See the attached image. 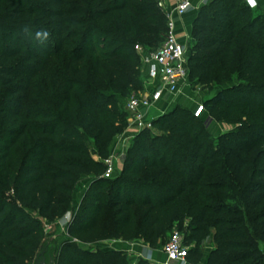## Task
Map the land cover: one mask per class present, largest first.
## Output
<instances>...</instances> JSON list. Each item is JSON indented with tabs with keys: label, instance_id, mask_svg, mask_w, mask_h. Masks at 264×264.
Returning a JSON list of instances; mask_svg holds the SVG:
<instances>
[{
	"label": "trees",
	"instance_id": "16d2710c",
	"mask_svg": "<svg viewBox=\"0 0 264 264\" xmlns=\"http://www.w3.org/2000/svg\"><path fill=\"white\" fill-rule=\"evenodd\" d=\"M47 2L51 10L43 5ZM68 4H75L69 10L71 19L64 16ZM49 16L56 22L57 37L65 33L69 40L78 39L51 64L56 69L51 74L55 110L46 107L44 122L29 123L23 100L15 94L24 90L22 81H29L27 69L41 51L36 43L44 42L38 32L42 26L51 29L45 23ZM0 29V93L3 86L10 89L9 100L0 106V264L35 263L50 236H44L39 220L21 214L23 209L56 221L71 203L81 175L95 177L67 227L75 241H132L142 236L151 249H159L175 227L183 230L177 223L190 219L183 233L193 261L203 260L200 248L215 227V247L205 264H264V210L253 212L264 205V167L251 173L247 169L252 147L264 141L263 13L254 15L246 0H211L199 9L191 35V79L205 87L239 80L218 90L204 103L206 110L225 120L235 110L233 118L247 122L214 138L202 124L189 125V117L202 119L193 112H166L154 127L167 131L152 141L149 130L141 133L138 150L130 149L122 174L114 179L102 177L105 166L88 153L81 135L95 134L98 142L115 134L120 118L107 101H125L126 106L139 92L144 65L135 46L154 50L168 31L159 0H0ZM17 31L29 47L22 46ZM237 40L241 52L234 61L231 49ZM65 44L62 41L58 50ZM87 54L93 56L90 73L83 68ZM109 89L121 93L119 98L107 93ZM99 99L104 100L101 105ZM132 155L135 164L129 166ZM255 156L259 161V153ZM145 168L153 172L149 180L143 179ZM7 193L11 203L4 197ZM222 200L244 204L242 211ZM75 244H65L57 256L53 240L46 256L54 255L56 264L127 263L126 255L116 250L83 253L87 259L82 261L74 253Z\"/></svg>",
	"mask_w": 264,
	"mask_h": 264
},
{
	"label": "rangeland",
	"instance_id": "374dc122",
	"mask_svg": "<svg viewBox=\"0 0 264 264\" xmlns=\"http://www.w3.org/2000/svg\"><path fill=\"white\" fill-rule=\"evenodd\" d=\"M76 2L77 0H69ZM211 0H205V4H209ZM259 2V8L253 9L254 15H260L263 13L264 15V0H257ZM247 3V2H246ZM76 4V3H75ZM75 4H68L67 6H64V12L65 10L68 11L67 15L65 16V19H71V15L69 14V10L74 7ZM44 6H46L49 10H51V6L47 3H43ZM203 5V6H204ZM248 5V4H247ZM159 6L162 7L161 0H159ZM163 9V7H162ZM165 11V10H164ZM166 12V11H165ZM167 13V12H166ZM168 19V18H167ZM45 23H49L48 26H51V29L46 31V26H42L40 28L41 30L38 32L40 36L44 37V42L42 44L36 43L37 47L41 50L40 54L36 57L35 61L29 66L30 70H28L29 73V81H22L21 85H23L24 90L22 92H18L15 95H19L23 100V111L28 115L29 123H42L43 115L46 107H50L51 111L55 110L53 105V96L51 93V89L54 87V79L52 78V73L56 70L51 67V64L55 62V57H59L63 51L67 48L71 47V43L74 44L75 40H77V37L69 38L65 33L61 35V37H57L53 31H55V25L56 22L52 17H48ZM21 25V24H20ZM69 30L73 32V28L70 26ZM45 33L47 35H45ZM74 33V32H73ZM17 35V38L20 39V43L24 48L29 47L27 43H25L24 38L21 37L19 34V31L15 32ZM165 34L163 33L162 41L160 42L159 46L154 47V50L160 47V45L165 40ZM34 35H36V32L32 31L31 36L34 38ZM3 33L0 29V38L2 39ZM66 43L60 50H58L59 45L62 43ZM69 44V45H67ZM193 46V40L189 39L188 44L186 45V50L188 55H190L191 50ZM241 52V42L239 40L236 41L234 46L231 49L232 58L234 61L238 60V57ZM93 56L91 54H87V57L85 58V62L83 63V68L87 72L93 71ZM236 63V62H235ZM15 63L11 64L14 65ZM25 67H27V62H23ZM144 65V64H143ZM41 67H44L45 71L39 70ZM146 66H143V69L140 70V78H141V84H139V92L138 93H144L146 92L150 85L146 82L147 78V70ZM49 70L50 73L47 71ZM27 72V71H25ZM27 73H25L26 75ZM49 75V76H48ZM142 76V77H141ZM46 78L48 80H46ZM241 81V80H240ZM246 81V80H243ZM26 82V83H25ZM18 83V82H15ZM239 84V80H234L233 82H229L226 84H220L215 85L212 84V86L205 87L202 84L196 83L194 78H189V87H187L186 91V97L185 100H181V102L173 103L172 105H168L165 108V114L166 112L173 111L175 109H187L192 112L194 108L199 105L200 103H205L207 100L212 98L218 90H221L225 88L226 86H233ZM49 89V91L47 90ZM3 92V93H2ZM107 93L114 94L117 98H119L120 94L118 91L113 90H107ZM184 92V94H185ZM8 95H10V89L8 86H3V89L0 93V106L7 103L9 100ZM99 104L101 105L103 103V99H99ZM108 109H111L112 107L117 108V116L120 118V122H117L118 128L115 132V134L109 138L103 137L98 142H96L95 134L85 133L82 136V141H86L87 147H88V153L97 161L103 162L105 166V172L103 173L102 177H105V173L107 170V165L105 163V160L111 156H114L115 166H114V172L111 175L110 178H118L122 174V168L127 163V157L129 155L130 149H133L135 151L138 150V146L136 145L138 142L137 137L141 135L144 131L141 133H138L134 130L133 126L131 125L130 116L127 113L125 101L119 100V102L116 104L112 101L108 102ZM260 103V101H259ZM207 109V108H206ZM236 111L232 110L227 116H229L228 120L223 119L225 116H212V114L206 110V113L202 117V119L195 120L191 117H189V125L191 127H197L200 126V124L203 125V127L209 132V134L217 138L221 135L230 133L232 131H237L241 125L245 124L247 122L246 118L240 121V119L233 118ZM153 117V116H152ZM161 118V116H158ZM157 116L156 118L159 119ZM83 129V128H82ZM83 131V130H82ZM146 131V130H145ZM150 133L148 134V140L152 141L153 136L164 134L167 130L162 129L159 126L153 127L149 130ZM98 130L95 131L97 133ZM239 139V138H237ZM104 153V156H101L100 154ZM255 152V153H253ZM259 153V156L261 157L259 161L255 162V154ZM253 153V154H252ZM131 161L128 162V165H134L135 159L134 156H131ZM19 156V160H20ZM249 167L248 173H251L254 171V169L258 167H264V141L257 143L252 147L250 156H249ZM253 163V165H252ZM211 173L215 172V170L211 169ZM152 171L145 168L144 170V176L143 179H148L152 175ZM95 177L94 175H81L78 177L77 182L74 186L73 196L71 203H69L66 206V209L63 213V215L58 218L56 221H48L45 217H43L38 210L30 209V208H24L22 213L26 217H34L37 220L40 221V225L42 228V231L44 233L45 237L49 236H55V243H56V254L59 256L62 247L70 242H76L74 247V253L78 259H82V261H86L87 256H85L83 253H90V252H97L100 250L107 251V250H116L123 252L126 255L127 263L126 264H140L141 262H147L150 264H155L150 260V255L154 251H161L165 244L169 240V235L162 241V245L159 249H151L149 244L145 241V239L142 236H139L132 241H124V240H101L97 242H80L75 241L73 238L68 234L67 227L69 223L71 222L73 215L75 213V207L78 205L81 201L80 195L84 192L86 187H89L91 184V181ZM128 179V177H125ZM204 181H215L212 178L205 177L203 179ZM211 190V189H210ZM205 191L208 193L209 190L205 189ZM212 193L215 192V190H211ZM5 199L8 202H12V198L7 193L6 196H4ZM223 202H226L228 205L233 207L236 211L240 212L242 211V207L244 204L236 205L231 200H222ZM243 205V206H242ZM264 210V205L261 208L254 209V213L261 214ZM231 217H238L240 214L234 215L229 214ZM264 219V216H263ZM190 224V219H186L184 223L181 225L177 223V226L182 227V231L185 232V230L188 228ZM216 232V228L212 227L211 234L207 236V238L204 240L202 247L200 248L203 252V261H205L206 256L209 255V253L213 250L215 247V242L213 239V235ZM262 250H264V244H261Z\"/></svg>",
	"mask_w": 264,
	"mask_h": 264
},
{
	"label": "built area",
	"instance_id": "2783aa9c",
	"mask_svg": "<svg viewBox=\"0 0 264 264\" xmlns=\"http://www.w3.org/2000/svg\"><path fill=\"white\" fill-rule=\"evenodd\" d=\"M246 2L251 9L259 7L257 0H246ZM191 6V0H176L174 13L183 16ZM166 14L168 31L160 47L155 50H146L139 44L135 46L136 51L141 55L143 64L147 67L146 82L150 85L143 94H132L126 104L131 125L138 133L154 127L156 118L151 116L150 111L158 102L165 98L171 103L177 102L189 87L190 69L186 45L180 41L176 33V20L172 13L167 12ZM192 112L196 118L203 117L206 113L205 104L200 103ZM115 161L114 156L105 160L106 178H110L113 174ZM190 250L191 246L185 242L183 231L175 227L162 249L165 258L156 261L155 264H201L191 259Z\"/></svg>",
	"mask_w": 264,
	"mask_h": 264
},
{
	"label": "crops",
	"instance_id": "0c3cea01",
	"mask_svg": "<svg viewBox=\"0 0 264 264\" xmlns=\"http://www.w3.org/2000/svg\"><path fill=\"white\" fill-rule=\"evenodd\" d=\"M191 1H192V6L189 9V11L186 14H184L183 16H178V15H176V13H174L176 0H161L163 9L166 12H171L173 17L175 18V20H176V33L178 34L180 41L184 45H187L189 42V39H191L192 30H193V23H194L195 19L197 18L199 9L204 5V2H205V0H191ZM146 70H147V68H146ZM186 93L187 92H185V94H182L178 98L177 102H179V101L181 102V100L182 101L185 100ZM173 103H176V102L171 103V102H169V100H167V98L163 99L162 101L158 102L154 108L151 109V111H150L151 116H153L154 118H156V116L157 117L162 116L163 113L165 112V108L168 105H172ZM88 188L89 187H86L84 192L80 195L81 198L84 196V194L86 193ZM164 258H165V255L163 254L162 250L161 251H154L150 255V259L154 263L156 261L162 260ZM200 263L205 264V261L202 260Z\"/></svg>",
	"mask_w": 264,
	"mask_h": 264
},
{
	"label": "water",
	"instance_id": "95a60500",
	"mask_svg": "<svg viewBox=\"0 0 264 264\" xmlns=\"http://www.w3.org/2000/svg\"><path fill=\"white\" fill-rule=\"evenodd\" d=\"M55 238V236H50L42 243L41 249L35 258L34 264H56L54 255H51L49 257L46 256L47 247L53 240H55Z\"/></svg>",
	"mask_w": 264,
	"mask_h": 264
},
{
	"label": "clouds",
	"instance_id": "9594fccd",
	"mask_svg": "<svg viewBox=\"0 0 264 264\" xmlns=\"http://www.w3.org/2000/svg\"><path fill=\"white\" fill-rule=\"evenodd\" d=\"M45 35H47V34L45 33Z\"/></svg>",
	"mask_w": 264,
	"mask_h": 264
}]
</instances>
